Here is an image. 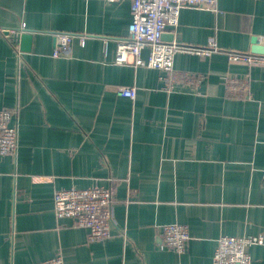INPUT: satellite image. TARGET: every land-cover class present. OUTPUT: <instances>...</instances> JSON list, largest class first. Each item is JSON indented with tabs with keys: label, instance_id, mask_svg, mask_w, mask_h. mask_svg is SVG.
<instances>
[{
	"label": "crops",
	"instance_id": "crops-1",
	"mask_svg": "<svg viewBox=\"0 0 264 264\" xmlns=\"http://www.w3.org/2000/svg\"><path fill=\"white\" fill-rule=\"evenodd\" d=\"M219 10L185 7L177 28L167 26L166 41L221 47L178 53L177 72L203 78L170 91L161 70L112 62L116 38L129 33V0H0V109L15 110L20 133L17 154L0 153V264L59 252L66 264H213L219 236L264 237V66L227 56L264 46V0H219ZM22 26L29 50L5 33ZM62 31L88 36L55 57ZM228 78L247 82L250 96L230 94ZM119 86H136L137 97ZM109 178L110 238L90 241L86 228L55 216L56 189ZM171 222L189 228L183 253L161 245L158 225ZM248 251L264 264V243Z\"/></svg>",
	"mask_w": 264,
	"mask_h": 264
},
{
	"label": "built area",
	"instance_id": "built-area-1",
	"mask_svg": "<svg viewBox=\"0 0 264 264\" xmlns=\"http://www.w3.org/2000/svg\"><path fill=\"white\" fill-rule=\"evenodd\" d=\"M118 2L122 0H107ZM131 3L132 21L129 33L125 37L116 38L117 48L112 60L116 64H132L156 68L163 73L165 87L172 90L177 80L184 82H201L203 75L195 72H177L175 56L178 53H192L208 57L221 51L216 40L212 39L206 46L182 43L177 40L166 41L163 34L167 26L177 28L181 10L185 7L199 8L219 12V0H129ZM24 26L19 29L6 28L5 33L12 40L16 34L23 33ZM87 33L57 32L53 56L68 55L75 38L85 44ZM15 39V38H14ZM110 36H105L104 55L108 57ZM144 49L149 50V56L143 58ZM18 49V55L22 54ZM228 60L242 62L250 66H264V54L238 50L227 51ZM227 90L230 94L249 97L247 82H239L228 78ZM120 96L135 99L136 86H119ZM15 110L3 107L0 109V153L16 155L19 147V127L13 123ZM110 184L101 185L94 182L85 188H60L54 191V213L58 219L71 218L78 226L88 230L90 241L105 240L113 234L114 206L116 202L115 179L109 178ZM264 180V174H263ZM162 231L161 245L173 248L179 253L186 251L191 239L186 224L171 222L158 225ZM125 234V233H124ZM264 243L263 235H221L217 239L213 264H252L253 259L248 247ZM37 264H66L61 252L42 260Z\"/></svg>",
	"mask_w": 264,
	"mask_h": 264
},
{
	"label": "water",
	"instance_id": "water-1",
	"mask_svg": "<svg viewBox=\"0 0 264 264\" xmlns=\"http://www.w3.org/2000/svg\"><path fill=\"white\" fill-rule=\"evenodd\" d=\"M15 36H16V38L15 37L14 38L16 40L21 41L22 48H24L25 50H29L31 48L32 40H33L32 34L19 33V34H16ZM254 41L258 42L257 38H254ZM252 52L264 54V46L259 45V44H255V46H253Z\"/></svg>",
	"mask_w": 264,
	"mask_h": 264
}]
</instances>
